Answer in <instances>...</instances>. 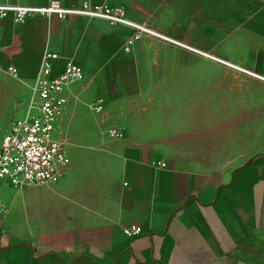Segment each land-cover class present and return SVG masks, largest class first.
<instances>
[{"label":"crops","instance_id":"1","mask_svg":"<svg viewBox=\"0 0 264 264\" xmlns=\"http://www.w3.org/2000/svg\"><path fill=\"white\" fill-rule=\"evenodd\" d=\"M58 1L124 19H0V134L36 111L45 64L82 74L57 119L61 178L0 181V264H264V0ZM201 132L241 138L224 162L174 157Z\"/></svg>","mask_w":264,"mask_h":264},{"label":"built area","instance_id":"2","mask_svg":"<svg viewBox=\"0 0 264 264\" xmlns=\"http://www.w3.org/2000/svg\"><path fill=\"white\" fill-rule=\"evenodd\" d=\"M12 12L17 24L28 19L58 15L86 13L101 16L110 24L123 21L124 14L119 7L90 6L84 1L80 9L64 8L58 0L36 7L0 6V19ZM146 29H141L143 32ZM12 74L15 70L9 68ZM82 77L81 69L73 61L67 63L64 70L53 74L52 66L45 64L36 79L33 91L36 104L35 112L28 113L25 118L13 121L7 128L0 145V181L5 180L16 188L39 186L44 183H56L65 172L69 163L62 141L53 136L56 131L57 119L65 108L63 96L64 86L71 80ZM106 134L111 138L122 137L120 130L110 128ZM163 166L164 163H161ZM6 211V209H4ZM141 231L140 226H128L123 233L133 237Z\"/></svg>","mask_w":264,"mask_h":264},{"label":"rangeland","instance_id":"3","mask_svg":"<svg viewBox=\"0 0 264 264\" xmlns=\"http://www.w3.org/2000/svg\"><path fill=\"white\" fill-rule=\"evenodd\" d=\"M12 123V122H11ZM10 123V124H11ZM10 124L7 126V128L10 126ZM181 125L180 123H178ZM143 127V126H140ZM2 129L3 133L0 134V145L2 142V137L8 133V129ZM177 133H181L177 131ZM176 132L173 134H177ZM219 132H217L216 136H210L207 137L206 135L202 134L199 136H194L193 138H177L173 141L174 145L176 147L178 146V149L185 148L186 150H189L187 153H178V155L174 156L176 158H186V160H194V161H200L201 163H209V162H224L225 159H229L233 153L231 150V145L235 147L239 139L241 138L240 135H218ZM53 136H55V132L53 133ZM256 134L254 133L251 135L252 140L255 139ZM254 144L250 145L253 146ZM188 147V148H186ZM176 149V150H178ZM235 152V151H234Z\"/></svg>","mask_w":264,"mask_h":264},{"label":"water","instance_id":"4","mask_svg":"<svg viewBox=\"0 0 264 264\" xmlns=\"http://www.w3.org/2000/svg\"><path fill=\"white\" fill-rule=\"evenodd\" d=\"M32 254H33V250H32Z\"/></svg>","mask_w":264,"mask_h":264}]
</instances>
